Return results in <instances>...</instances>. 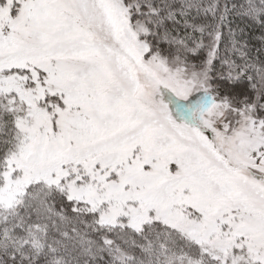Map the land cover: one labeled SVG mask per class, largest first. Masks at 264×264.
<instances>
[{
	"label": "snow or ice",
	"instance_id": "snow-or-ice-1",
	"mask_svg": "<svg viewBox=\"0 0 264 264\" xmlns=\"http://www.w3.org/2000/svg\"><path fill=\"white\" fill-rule=\"evenodd\" d=\"M0 264H264V0H0Z\"/></svg>",
	"mask_w": 264,
	"mask_h": 264
}]
</instances>
